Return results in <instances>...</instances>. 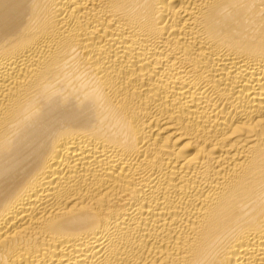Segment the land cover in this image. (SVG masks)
I'll return each mask as SVG.
<instances>
[{"label": "bare ground", "instance_id": "bare-ground-1", "mask_svg": "<svg viewBox=\"0 0 264 264\" xmlns=\"http://www.w3.org/2000/svg\"><path fill=\"white\" fill-rule=\"evenodd\" d=\"M0 264H264V0H0Z\"/></svg>", "mask_w": 264, "mask_h": 264}]
</instances>
